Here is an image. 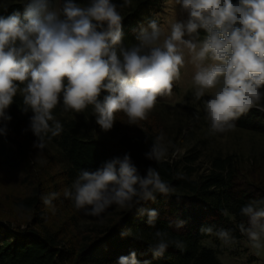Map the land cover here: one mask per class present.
<instances>
[{
    "label": "clouds",
    "instance_id": "clouds-1",
    "mask_svg": "<svg viewBox=\"0 0 264 264\" xmlns=\"http://www.w3.org/2000/svg\"><path fill=\"white\" fill-rule=\"evenodd\" d=\"M187 20L175 21L164 34L154 18L141 27L136 43L124 45L123 19L113 0H21L23 10L0 15V136H6L12 120L8 110L19 93L22 111L29 117L25 131L37 138L34 147L45 148V137L60 135L63 125L53 115L58 105L65 112H84L92 107L95 122L104 132L112 130L115 114L123 112L128 125L147 120L158 98L170 96L180 78L186 56L195 69L192 77L196 100L203 101L210 122L209 133L224 134L250 110L264 112V0H175ZM8 6H4L7 11ZM200 30L205 35L201 39ZM158 136L145 153L148 160L161 161L167 150ZM172 185L149 166L141 174L131 155L114 157L95 171L81 169L65 190L77 210L103 219L113 205L134 209L138 217L154 227L159 212L142 205L169 196ZM59 193L42 195L53 206ZM264 201L240 208L247 223L238 225L252 249H264ZM22 207V206H21ZM224 214H227L225 211ZM186 221L174 222L176 229ZM201 231L213 234L212 226ZM215 236L225 245L234 242L231 230L217 229ZM128 236L122 231L121 237ZM151 246L154 258L163 257L170 244L184 249L180 240L170 241L163 230L155 232ZM115 264H150L138 259L135 250L120 256Z\"/></svg>",
    "mask_w": 264,
    "mask_h": 264
},
{
    "label": "trees",
    "instance_id": "trees-1",
    "mask_svg": "<svg viewBox=\"0 0 264 264\" xmlns=\"http://www.w3.org/2000/svg\"><path fill=\"white\" fill-rule=\"evenodd\" d=\"M150 1L131 0L130 6L119 8L124 17V44L135 42L143 22L151 20ZM113 2L121 4L122 0ZM20 3L17 0L5 4L7 11L5 5L0 6V15L16 9L22 11ZM200 34L205 35L203 30ZM23 107L18 93L8 113L18 115ZM123 114L118 112L115 118ZM19 119L28 126L29 117L22 115ZM57 120L63 131L50 139L56 147L52 156L56 168L50 167L49 160L39 159L35 136L30 140L18 137L9 126L7 135L0 136V166L20 175L22 192L14 204L27 215L24 225L0 216V264H115L120 256L133 250L139 260L150 264H225L217 249L204 239L213 237L220 228L231 230L235 239L243 238L238 225L246 224L247 218L240 215V208L252 201H264V174L260 165L245 167L235 154H214L208 167L200 171L195 166L200 154L193 149L178 159L156 163L161 178L173 186L174 192L167 197L157 195L154 202L142 205L159 212L154 227L138 217L134 209H122L108 221L82 226V210H77L73 200L63 195L65 190H71L79 171H95L104 162L128 153L143 175L145 170L139 164L148 160L145 153L160 131L152 128L151 122L145 133H128L118 141H111L98 137L85 119ZM236 127L264 135V112L250 110L236 121ZM52 192L59 193L53 201L54 208L40 199ZM178 220L186 221L179 230L174 227ZM207 226L213 227V234L201 231ZM125 230L128 236L121 237ZM157 230L166 231L170 241H182L184 249L170 244L163 257L154 258L151 246L156 243Z\"/></svg>",
    "mask_w": 264,
    "mask_h": 264
},
{
    "label": "rangeland",
    "instance_id": "rangeland-1",
    "mask_svg": "<svg viewBox=\"0 0 264 264\" xmlns=\"http://www.w3.org/2000/svg\"><path fill=\"white\" fill-rule=\"evenodd\" d=\"M17 0H0V6ZM75 2L86 5L84 0ZM116 3V2H114ZM116 4L119 5L117 2ZM151 19H156L164 34L170 31V25L175 21H186L187 13L182 7L176 4L175 0H151L149 3ZM119 10V9H118ZM148 21L143 22V27H147ZM203 36H201V39ZM135 42L124 44L130 47ZM194 66L188 62L186 56L185 67L181 69L180 78L174 82L175 88L170 96L158 98L155 108L149 113L147 120L140 121L138 125H128L125 114L117 116L112 130L104 132L98 125H95L92 107L89 106L82 113L65 112L62 105H58L54 110L55 118H76L88 121L91 128L98 137H104L111 141H118L124 134L145 133L148 123L152 122V128L159 129L163 139L160 144L166 148L167 153L162 160H173L190 154L193 149H198L200 158L195 162V166L200 171H204L209 165V159L214 154H235L245 167L258 164L263 169L264 174V135L254 133L245 129L235 127L224 134L212 135L209 133L210 122L204 111L203 101L210 97L206 94L200 100L194 96V86L192 77ZM18 115L30 117L29 113L21 111ZM18 115L11 116L12 120L8 126L18 137L30 140L34 135L31 131H25L28 126L20 122ZM152 147V146H151ZM150 147V149H151ZM149 149V150H150ZM56 147L50 139L45 137V148L37 151L41 162L49 160L50 167L56 168V161L52 160ZM157 161L147 160L139 165L146 170L152 166L156 168ZM20 175L0 166V216L11 220L16 224L24 225L27 215L17 209L14 201L22 192ZM122 209L113 205L102 214L103 219L87 216L82 210L80 224L90 225L94 222L108 221L116 217ZM204 242L215 247L220 259L225 264H264V249L257 251L252 249L245 235L241 239H235L233 243L225 245L215 235L204 239Z\"/></svg>",
    "mask_w": 264,
    "mask_h": 264
}]
</instances>
